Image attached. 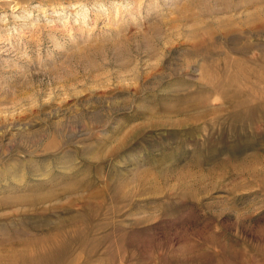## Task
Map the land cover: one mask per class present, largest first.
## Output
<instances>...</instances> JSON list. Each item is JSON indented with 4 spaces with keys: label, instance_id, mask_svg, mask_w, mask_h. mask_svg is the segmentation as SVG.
Segmentation results:
<instances>
[{
    "label": "rangeland",
    "instance_id": "rangeland-1",
    "mask_svg": "<svg viewBox=\"0 0 264 264\" xmlns=\"http://www.w3.org/2000/svg\"><path fill=\"white\" fill-rule=\"evenodd\" d=\"M226 15L244 30L220 0H0V232L92 227L56 264H264V82L236 123L195 51L210 28L237 55ZM43 181L65 192L15 199Z\"/></svg>",
    "mask_w": 264,
    "mask_h": 264
},
{
    "label": "bare ground",
    "instance_id": "bare-ground-1",
    "mask_svg": "<svg viewBox=\"0 0 264 264\" xmlns=\"http://www.w3.org/2000/svg\"><path fill=\"white\" fill-rule=\"evenodd\" d=\"M220 1L224 3L225 8L229 11L231 9L238 10V13L246 12V18L242 20L244 25V30L242 29L243 32L239 28H235L234 25L236 23L232 19H229V16L227 15L226 18L220 19L222 22H219V24L225 28L223 31L224 37L231 38V51L237 55L232 56L231 53L223 48L220 49V42L218 43L213 40L210 28L203 29L202 34L204 36H208L207 38L211 40L213 45L211 46V43L208 44L200 41L196 44L195 51L198 54H202L206 61L208 60L209 62L208 65H206V62L202 68L203 79L208 82L210 88L220 91L226 98L228 106L233 111V113H231L232 111L230 110L233 120H237L238 122L246 121L248 119L255 118L258 114V108L262 107H257L258 105H256V103L260 99L264 100V96L259 99L262 90H259L260 88L257 87L259 82H264V47L261 42H251V36L253 34L257 37H264V0ZM235 34H238V36ZM239 36H243L245 40H240ZM250 53L253 57H249L247 55ZM251 74H255L257 80H253L251 78ZM247 76L252 79V82H250L248 78L244 79V77ZM239 83H242L241 87ZM187 97L188 96L182 97V101H180L182 105L176 107L174 110L175 112H189L194 107H199L202 102L200 100L201 102L198 103L197 101L199 99L192 100V98L188 99ZM203 112L202 114L196 116L204 117ZM196 116L193 115V117L197 118ZM230 125L232 126L231 122ZM222 132H224V130ZM43 182V184L37 183L38 185H34L32 188L29 187L30 192L26 196H17L15 199L21 201L29 198L34 201L41 202V200L58 197L65 192V188L55 189V187H50V190L48 189L45 191V186L49 182ZM87 209H89V207ZM40 217L41 216H39V218ZM47 217H42L45 221H43V226L41 227H38L37 225L35 226L34 224V228L30 227L28 229L26 228L29 225L21 228L15 227L13 230L14 232L10 234L0 232V245L2 248L4 247V253H0V263L56 264V262L66 259V256L64 255H66L68 250H66L65 247L68 246L70 237L76 238L83 235L89 237L93 234L92 227H89L85 231L77 229L73 232H68L65 230L64 221L55 224ZM2 226L6 227L7 225ZM32 230H36L38 232L33 233ZM13 244H18L17 246H23L24 248L29 249L24 250L23 248V250L20 249L17 251V248L12 246ZM82 244H85L84 240L82 241Z\"/></svg>",
    "mask_w": 264,
    "mask_h": 264
}]
</instances>
